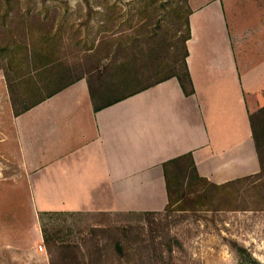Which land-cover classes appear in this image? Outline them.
<instances>
[{
  "label": "crops",
  "instance_id": "0c3cea01",
  "mask_svg": "<svg viewBox=\"0 0 264 264\" xmlns=\"http://www.w3.org/2000/svg\"><path fill=\"white\" fill-rule=\"evenodd\" d=\"M188 5L191 95L171 77L95 111L83 78L15 115L0 70L2 182L33 211H162L163 164L188 153L216 184L258 172L249 116L264 106V0Z\"/></svg>",
  "mask_w": 264,
  "mask_h": 264
},
{
  "label": "trees",
  "instance_id": "16d2710c",
  "mask_svg": "<svg viewBox=\"0 0 264 264\" xmlns=\"http://www.w3.org/2000/svg\"><path fill=\"white\" fill-rule=\"evenodd\" d=\"M92 1L91 4L87 0L88 16L82 23L85 26L81 27L86 37L74 39L75 45L85 40L90 41V45L84 49L85 56L77 62L75 52L72 47L66 48L68 44L62 35L65 28L76 35L81 34V28L74 30V25L68 26V3H62L65 10L60 13L56 29L51 26L50 30H44L40 23L28 26L25 33L15 29L16 32L9 33V37H5L7 41L0 44V59L4 60V74L15 115L83 78L87 81L95 111L171 77L179 80L186 95L194 93L186 63V42L191 34L188 0H168L167 3L161 2L163 0H128L125 13L116 2ZM15 6L14 0H0L3 26ZM127 29L133 33L122 34ZM92 32L95 36L90 37ZM85 58H89V64ZM249 119L259 161L257 173L216 184L199 174L191 153L175 157L163 164L168 195L165 208L158 212H145V215L264 210V106L250 114ZM135 213L140 212L103 215L117 218L137 215ZM51 214L63 215L64 219L67 215L44 213ZM119 223L116 222L110 231L92 227L90 230L83 228L80 233L87 236L111 233L110 249L118 259L108 264L174 262L172 249L161 248L152 229L145 232L139 224ZM42 234L48 254L52 247H56L61 256L71 250L82 256L85 254L80 246L68 241L55 237L50 242L45 228H42Z\"/></svg>",
  "mask_w": 264,
  "mask_h": 264
},
{
  "label": "rangeland",
  "instance_id": "374dc122",
  "mask_svg": "<svg viewBox=\"0 0 264 264\" xmlns=\"http://www.w3.org/2000/svg\"><path fill=\"white\" fill-rule=\"evenodd\" d=\"M14 2L16 6L6 18L5 26L2 25L0 18V44L7 41L5 37L9 33L16 30L25 33L28 26L35 24H42L44 30H50L51 26L56 29L60 13L65 10L62 3L69 5L67 23L68 26L74 25V30L85 26L82 23L88 16L87 0H14ZM89 2L93 3L92 0ZM108 2L118 3L122 13L128 10V0ZM161 2L167 3L168 0ZM2 15L3 10L0 9V16ZM90 24L92 25L93 21ZM62 33L64 42L68 44L66 48L72 47L77 62L85 56L84 49L90 45V41H81L75 45V38L86 37L82 28L81 34L78 35L67 28ZM132 33V30L127 29L122 34ZM107 35L111 36L110 32H107ZM89 36L93 37L95 34L92 32ZM85 60L89 64V58ZM0 70L5 72L2 59ZM0 167L4 168L1 162ZM8 170L11 171L10 174L15 173V168ZM4 177L0 173V264H50V259L53 264H108L118 259V255L110 249L111 233L100 232L95 233V236L93 234L87 236L80 231L83 228L90 230L92 227H102L110 231L116 222L120 224L119 222L126 221L133 225H141L145 232L152 229L157 241H160L161 248L163 246L166 250L172 249L173 259L175 258L172 264H264V210L188 214L175 212L161 216L145 215V212H140L141 214L117 218L103 214L62 213L67 214L64 219L63 215H44L33 211V200L26 198L22 189L9 188L13 184L2 182ZM36 218H39V224ZM42 228L47 230L50 242L55 237L68 241L72 245L80 246L85 254L82 256L71 250L61 256L56 247H52L49 255ZM39 244L42 245V250L36 253L35 246Z\"/></svg>",
  "mask_w": 264,
  "mask_h": 264
},
{
  "label": "built area",
  "instance_id": "2783aa9c",
  "mask_svg": "<svg viewBox=\"0 0 264 264\" xmlns=\"http://www.w3.org/2000/svg\"><path fill=\"white\" fill-rule=\"evenodd\" d=\"M40 250H42V246H40Z\"/></svg>",
  "mask_w": 264,
  "mask_h": 264
}]
</instances>
